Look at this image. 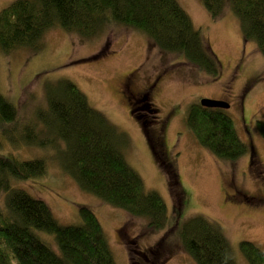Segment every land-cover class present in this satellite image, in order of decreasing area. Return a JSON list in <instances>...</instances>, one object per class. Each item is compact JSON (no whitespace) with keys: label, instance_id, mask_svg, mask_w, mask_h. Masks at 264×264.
I'll return each mask as SVG.
<instances>
[{"label":"rangeland","instance_id":"obj_1","mask_svg":"<svg viewBox=\"0 0 264 264\" xmlns=\"http://www.w3.org/2000/svg\"><path fill=\"white\" fill-rule=\"evenodd\" d=\"M11 1L0 0V8ZM177 2L218 57V77L197 70L178 53L160 50L142 33L121 24L89 37L51 27L37 49L0 51V93L16 108L14 126H8L11 130L0 128V154L12 153L20 160L43 158L46 170L42 176L11 178V185L42 199L60 224L80 223L79 206L89 207L101 224L115 264H194L174 230L175 218L182 222L194 214L219 226L236 264H249L239 250V241H252L264 251V138L256 126V120L264 119V55L253 40L243 41L238 19L230 9L213 18L199 0ZM160 71L163 76L149 98V109L140 107L133 113L154 119L147 124L154 134L163 117L170 114L163 144L155 147L158 155L154 156L140 119L128 111L122 83L132 75L131 91H143ZM59 78L74 82L88 103L125 133L123 155L145 189L156 191L165 201L166 227L146 230L145 218L81 189L60 166L63 143L51 139L45 124L38 122L31 130L21 127L34 119L37 108L45 107V82ZM200 98L228 102L224 109L247 147L239 158L215 157L186 127L187 106ZM142 104L137 101L135 106ZM28 136L42 143L30 141ZM4 207V192L0 191V218ZM35 231L58 251L52 234Z\"/></svg>","mask_w":264,"mask_h":264},{"label":"trees","instance_id":"obj_2","mask_svg":"<svg viewBox=\"0 0 264 264\" xmlns=\"http://www.w3.org/2000/svg\"><path fill=\"white\" fill-rule=\"evenodd\" d=\"M199 1L213 18L230 9L238 19L243 41L253 40L264 55V0ZM114 24L137 30L152 45L180 54L212 78L221 73L220 61L205 35L193 27L177 0H13L0 8V51L37 49L51 27L89 37ZM43 91L45 107L37 108L34 119L21 127L31 130L38 122L45 124L51 139L63 143L60 166L81 189L132 216L145 218L146 230L166 227L165 201L156 191L145 189L123 155L125 133L94 109L74 82L48 80ZM15 117L14 104L0 93L1 130L10 131L8 126H14ZM184 123L198 143L217 158L232 161L246 152V144L224 108L193 101L187 106ZM256 126L264 138V119L256 120ZM45 170L41 157L20 160L12 153L0 154V191L5 206L0 218V264H115L101 224L89 207L79 206L80 223L60 224L42 199L11 185V178H34ZM174 223L176 237L194 264H236L219 226L205 216L194 214L182 222L175 218ZM35 230L52 234L58 251ZM238 247L249 264H264V251L254 242L241 240Z\"/></svg>","mask_w":264,"mask_h":264},{"label":"flooded vegetation","instance_id":"obj_3","mask_svg":"<svg viewBox=\"0 0 264 264\" xmlns=\"http://www.w3.org/2000/svg\"><path fill=\"white\" fill-rule=\"evenodd\" d=\"M163 76V72L160 71L156 74H154V76L151 78V81H149L145 87L143 91H135L132 92L130 89V84L132 83L131 80L133 77L132 75L126 76L124 79L125 81L122 83V94L125 97V100L128 104V111L131 114V116H133L134 119H140L139 122V126H142L143 128V132L144 134L147 136L145 138V142H147L150 151L153 153V155L155 156V154H157V151L155 149V147H160L163 144V139H162V134L163 131L165 130L166 127V120L169 119V113H167L165 115V117H163V119L161 120L160 125L158 126L157 132L154 134L151 131H149L148 129V122L154 120V119H142V115L140 114H133L135 109L137 108H148V105H150V101L149 98L152 94V92L154 90H156L157 85L160 82L161 77ZM137 101H141L143 102V104L139 107L135 106V103ZM149 109V108H148ZM155 110V109H154ZM158 155V154H157ZM160 155V154H159Z\"/></svg>","mask_w":264,"mask_h":264},{"label":"water","instance_id":"obj_4","mask_svg":"<svg viewBox=\"0 0 264 264\" xmlns=\"http://www.w3.org/2000/svg\"><path fill=\"white\" fill-rule=\"evenodd\" d=\"M199 104L206 107H221L227 108L229 106L228 102L220 99H212V98H200Z\"/></svg>","mask_w":264,"mask_h":264}]
</instances>
